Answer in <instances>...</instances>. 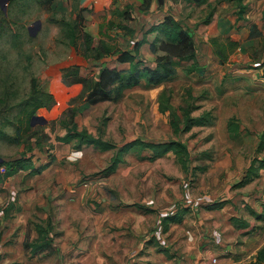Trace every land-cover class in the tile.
<instances>
[{"label":"rangeland","instance_id":"374dc122","mask_svg":"<svg viewBox=\"0 0 264 264\" xmlns=\"http://www.w3.org/2000/svg\"><path fill=\"white\" fill-rule=\"evenodd\" d=\"M120 1L122 7L132 6L130 22H124L119 11H112L115 0L110 5L106 0H53L51 6L34 0H0V157L7 162L31 158L37 168L49 164L40 175L20 171L0 184V264H162L157 260L165 256L159 249L168 246L171 255L189 241L187 234L206 237L208 230L224 234L236 215L259 224L254 244L264 246V220L257 221L244 205L262 212L264 173L245 189L234 187L254 157L264 158V151L256 152L264 131V0H245L248 10L241 22L237 21L236 0L200 4L166 0L158 11L155 0L157 7L147 14L140 13L134 0ZM1 2L6 4L5 11ZM210 12L213 21L204 25ZM168 13L195 38L196 63H178L176 75L161 86L148 87L142 82L116 99L98 104L87 102L82 85L70 84L73 79L66 74L74 67L79 68L81 78L94 79L102 65L120 70L128 66L118 65L116 57L94 62L81 34L76 50L66 23H74L81 15L96 41L105 40L127 51ZM38 21L41 29L33 37L30 28ZM110 21L113 28L108 26ZM124 24L136 31L134 39L119 27ZM254 26L261 37H251ZM149 38L153 41L155 35ZM213 40L226 45L225 63L216 55ZM229 42L237 43V48L230 50ZM141 54L155 66L157 55L148 46ZM192 66L197 72H188ZM33 79L55 101L50 110L36 114L49 122L32 127L29 142L17 144L9 138L16 136L18 121H26L22 110ZM164 93L178 110L190 107L193 117L210 114V123L176 135L159 111ZM73 108L79 128L96 137L119 147L138 138L180 141L189 148L191 168L207 169L192 176L182 170L172 153L150 162L148 151L135 150L125 156L126 163L116 173L106 174L114 151L100 152L94 147L78 151L74 144L56 140L64 135L61 121ZM231 118L241 126L237 138L227 132ZM232 200L236 209L229 203L220 212L204 210L213 202ZM184 209L189 212L183 223L172 224L169 233L163 234L161 214ZM35 223L50 226L55 243L33 256L24 244L37 237Z\"/></svg>","mask_w":264,"mask_h":264},{"label":"trees","instance_id":"16d2710c","mask_svg":"<svg viewBox=\"0 0 264 264\" xmlns=\"http://www.w3.org/2000/svg\"><path fill=\"white\" fill-rule=\"evenodd\" d=\"M17 0H12V2ZM36 2L47 4L51 6L53 0H34ZM239 5L237 21L245 20V14L248 10V5L245 0H236ZM154 2V1H153ZM194 3H204L205 0H189ZM152 0H144L140 7V13H149L152 9ZM159 9V8H158ZM162 9V8H160ZM159 9V10H160ZM119 15L122 16L124 22L132 20V7L119 9ZM214 13L210 12L203 21L204 25H209L212 22ZM80 18V19H79ZM68 27V37L70 44L77 50V40L79 36L84 37L85 51L90 53L91 59L96 63H101L105 58L116 57L118 65L128 66V69L120 70L117 67H110L108 65L101 66L97 76L94 79L81 78L79 75V68L74 67L68 70L66 77L73 79L70 84H80L83 86L84 92L87 93V102L91 104H98L100 102L112 101L116 99L124 90L133 89L145 82L148 87H158L172 79L177 72V65L181 62L197 61V43L195 38L189 30L173 15L167 14L162 21L154 24L148 28L140 40L132 43L131 48L127 51L117 49L112 44L105 40L96 41L95 38L85 28V19L81 15L78 16L74 23H66ZM110 28L114 27L113 22H109ZM122 31L129 38L134 39L136 31L129 25H119ZM81 34V35H79ZM155 35L153 41L149 36ZM262 34L256 30L255 26L251 31V37H261ZM160 43V46H159ZM216 47L215 53L225 63L228 59L226 45L219 44L217 41L212 42ZM145 46H149L152 54L157 55L155 66H150L143 58L141 51ZM237 43H228L230 50L237 48ZM80 51V50H79ZM162 52V55L159 53ZM85 57L87 55L84 53ZM189 73L197 72V68L192 66L188 70ZM54 96L41 89L36 79L32 80L31 92L28 100L25 102L22 113L26 117V121L19 120V126L16 129V136L9 138L11 141L19 144L21 142H29L32 137L31 120L38 111L46 109L50 110L54 105ZM159 111L165 115L168 120L170 128L176 135L182 133H189L194 127L207 126L210 123V114L204 113L200 117L192 116V109L190 107L175 108L170 103V97L164 93L160 98ZM69 114L61 121L65 133L63 136H57L56 140L65 144H74V148L78 151L83 147H94L100 152L114 151V156L111 159L109 167L104 170L106 174H114L121 165L126 163L125 156L132 151H148L150 156L147 158L150 162H154L158 158L172 153L176 162L180 165L185 173L196 175L197 170L205 171L206 167L191 168V161L189 158V148L185 143L176 140L156 142L142 139H135L122 146H117L111 141L104 140L102 137H96L87 129H80L76 121L77 110L70 109ZM182 112V114H180ZM227 132L231 138H237L241 135V126L239 121L231 118L227 123ZM26 140V141H25ZM33 148H29L32 151ZM264 151V131L259 135V143L256 152L259 154ZM49 167V164L36 167L31 158H20L13 161H4L0 163V184H4L8 179L14 177L20 171L30 170L32 175H40ZM4 169V173L1 170ZM264 170V159L261 157H254L246 169L243 177L236 185L237 188H242L255 179L259 178L260 172ZM227 202H213L205 205L204 209L207 211H216L224 208ZM137 208H143L137 206ZM146 212H153V210L145 209ZM189 212L184 209L177 211L174 214L161 215L160 225L163 234H167L172 224H180L183 222V217ZM251 214L258 220H264V212L257 214L251 210ZM239 229L248 228L250 224L245 220H240L236 217L231 219ZM34 229L37 237L33 240H27L24 247L31 255L36 256L54 247V234L50 226L43 223H35ZM245 264H264V246L259 249L255 260Z\"/></svg>","mask_w":264,"mask_h":264},{"label":"crops","instance_id":"0c3cea01","mask_svg":"<svg viewBox=\"0 0 264 264\" xmlns=\"http://www.w3.org/2000/svg\"><path fill=\"white\" fill-rule=\"evenodd\" d=\"M112 1L113 0H106V3L108 5H110L112 3ZM143 1L144 0H137V1L134 0V2H137L139 5V8H138L139 11H140V7L142 6ZM155 2H156L155 0H152V3H153L152 9H154L156 6ZM125 5H127V4H124L122 7L121 1L115 0V5L113 6L112 11H119L120 8L124 9ZM156 11H158V8ZM145 14H147V13H145ZM263 173H264V170H262L260 172L259 178L263 175ZM259 178L255 179L253 182H251L250 184H248L242 188H237L236 185L239 183V181L241 180L240 179L238 182H236L234 187H235V189H237V191H238V189H243V188L245 189L246 187L255 183L256 180H258ZM239 194H241V192ZM239 197H240V195H239ZM229 203L231 204L230 206L233 209H236V205H235L234 200H232V202H230V201L227 202V205H225L224 208L229 206ZM244 205L246 208H248L247 210L249 211L250 215L253 217V215L251 214V210H253V209H251L252 207L250 208V207H248V205L247 206H246V204H244ZM224 208H222L220 210H216V211H207L205 209L204 210L207 212H220ZM253 211H255V210H253ZM263 212H264V205L262 204V212L261 213L256 212V213L262 214ZM167 214H161V215H167ZM169 214H172V213H169ZM184 217H183V221H184ZM234 217H236L240 220H245L246 222H248L250 224V226L248 228L239 229L235 224H233L231 222V224L233 226L228 223V225L225 228L226 232L224 234H222V232H220L218 230H214V231L208 230V232H205L206 237H203L200 234H187V238H189V241L187 243H185L183 246H181L182 248H179L178 250H176V252H174V253L170 252L171 255H168V252H167L168 246L166 248L159 249V252H162V254H164L165 258H163L161 256V258H159L157 261H159V263H162V264H174L172 262V260L173 261L175 260V262H176L175 264H178V261H179V264H245V263H248L249 261L255 260L257 252L259 251V249H261L263 247L262 244L255 246V244H256V238H255L256 230L259 227V224H256V221L252 222L247 218L242 219L241 217H239L237 215L233 216V218ZM257 221H258V219H257ZM260 221H263V220H260ZM182 223H180V224H182ZM180 224H173V225H180ZM234 226H235V228H234ZM197 232H199V230L195 231V233H197ZM209 235L211 236L210 240L208 239ZM181 237L182 236H180V238ZM158 246H160V244H158ZM179 255H181V259H180ZM245 257H248L250 260L245 261V259H244Z\"/></svg>","mask_w":264,"mask_h":264},{"label":"water","instance_id":"95a60500","mask_svg":"<svg viewBox=\"0 0 264 264\" xmlns=\"http://www.w3.org/2000/svg\"><path fill=\"white\" fill-rule=\"evenodd\" d=\"M166 0H157L158 8H162L165 5ZM1 8L2 10H6V4L5 2H1ZM35 27L32 29L30 28V35L35 37L37 35V32L41 29V22L38 21L35 24ZM49 121L46 120L44 117L40 116H34L31 120V126L35 127L36 125H46ZM4 162V160L0 157V163Z\"/></svg>","mask_w":264,"mask_h":264}]
</instances>
